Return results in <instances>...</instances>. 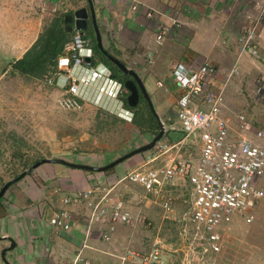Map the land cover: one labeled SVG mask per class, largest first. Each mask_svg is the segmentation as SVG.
<instances>
[{
  "label": "rangeland",
  "instance_id": "1",
  "mask_svg": "<svg viewBox=\"0 0 264 264\" xmlns=\"http://www.w3.org/2000/svg\"><path fill=\"white\" fill-rule=\"evenodd\" d=\"M61 1L0 0V155L4 152L3 147L12 143V133L16 131L26 138L31 153L37 151L46 154V157L71 160H86L90 157L91 164L101 165L100 162H109L155 137L150 130L141 133L133 127V111L122 105L120 95H117L118 83L109 79L91 83L84 87L88 101H84L79 108L69 109L61 105L60 97L63 93L58 87L49 85L45 80L26 82L19 76H12L8 71H1L5 65L32 46L43 28L44 15L47 11L59 8ZM258 2L264 6V0H253L250 3L255 7V12L259 11ZM82 3L85 4V0ZM152 35L145 40V44L147 57L156 58L153 60L154 64L152 60H146V65L135 63L133 66L142 73L141 77L162 120L170 123H166V132L169 135H164L163 142L171 145L178 139L179 133L170 129L179 120L174 109L178 90L166 84L172 78L173 63L182 59L187 48L185 44L169 38L165 39L163 45L159 44ZM119 45L112 48L105 38V47L130 64V59L124 55L126 53L120 51V48H125ZM89 46L91 47L90 44ZM237 47L236 57L238 52L241 54L238 43ZM134 54L135 51H131L130 55ZM242 55L238 63L239 73L231 77L226 85L227 74L222 73L218 62L212 61L219 68L216 88L223 86L225 89L229 107L225 108L227 113L245 111L257 126L264 128V54L260 57L248 53ZM150 65L158 73L144 75L146 71L143 66L148 68ZM157 78L165 81L166 86H158ZM252 110L253 114L250 112ZM99 111H102L100 116ZM161 149L163 148L157 143L144 154H137L138 156L118 164L116 169H120V178L128 172L130 166L145 163L148 158L160 153ZM177 152L184 156L189 154L188 150L175 147L148 166L164 163V160L167 162L171 153L176 155ZM7 153L10 154V151L0 157V186L2 180L9 181L13 177L10 167H13L14 161L5 162ZM15 188L17 186L13 190ZM172 189L177 194V210L174 215L176 220L165 218L160 205L146 196L141 187L128 180L117 185L116 191L125 201L134 220L127 225H118L112 241L105 245L106 251H111L109 256L112 260L107 261L109 264H142L138 259L127 258L129 251L135 250L142 254L150 251L156 244L163 250L161 264H264V197L252 207L254 218L251 222L245 216L235 214L222 228V247L220 251L214 252L205 250L206 243L200 238L201 233L197 235L193 228L186 233L184 222L179 219L178 211L186 208L191 198L190 183L187 179H176ZM6 243L7 241L0 240V249ZM0 264H7L2 258V251Z\"/></svg>",
  "mask_w": 264,
  "mask_h": 264
},
{
  "label": "built area",
  "instance_id": "2",
  "mask_svg": "<svg viewBox=\"0 0 264 264\" xmlns=\"http://www.w3.org/2000/svg\"><path fill=\"white\" fill-rule=\"evenodd\" d=\"M257 8L258 12L255 8L245 11V24L237 43L241 54L260 57L264 54V6L260 4ZM147 14L152 16L153 13ZM173 28L174 25L163 24L157 33V42L163 44ZM65 51L59 57V69L49 72L45 78L49 85H57L62 91L60 103L64 108H79L81 101H88L84 87L95 81L109 79L118 83V93L121 91L122 83L111 78V70L105 75L100 65L86 61L87 56L93 58L94 50L80 31L66 45ZM237 73L239 70L234 66L225 77V85ZM218 75L219 69L210 60L173 63L171 77L181 95L174 104L179 120L170 129L179 132L178 139L170 145L162 138L158 142L163 148L160 153L128 170L117 182L98 179L86 189L64 195L65 206L52 210L50 225L70 230L69 206L85 205L88 231L74 264H92L82 251L88 246L93 229L101 240L111 242L118 225L133 222L131 211L116 191L123 180L141 187L146 196L160 205L165 218L176 220L177 194L172 187L176 179H187L192 187L191 198L186 208L178 211L179 219L184 222L186 233L193 228L197 235L202 234L205 250H221L223 235L220 231L235 214L245 216L250 222L253 220L252 207L264 197V128L257 126L245 111L226 112L225 108L229 107L225 89L213 86ZM164 82L159 80L158 84L164 86ZM175 147L186 149L189 154L171 153L167 162L148 166ZM59 191L60 188L56 189ZM128 257L142 264H161L163 250L156 244L142 254L130 250Z\"/></svg>",
  "mask_w": 264,
  "mask_h": 264
},
{
  "label": "crops",
  "instance_id": "3",
  "mask_svg": "<svg viewBox=\"0 0 264 264\" xmlns=\"http://www.w3.org/2000/svg\"><path fill=\"white\" fill-rule=\"evenodd\" d=\"M94 1L104 44L106 38L112 48H117V44H120L119 47L123 46L125 50L120 48V51L126 53L123 54L130 59L131 63L128 65L131 67L135 63L146 65L148 60H152L154 64L153 60L156 58L147 57L145 40L153 34L157 41L160 27L170 24L174 28L166 38L185 44L187 48L180 61L201 63L215 60L223 74H228L234 66L239 70L238 63L243 55L238 52V56H235L237 39L245 24V11L255 8L250 5L253 0ZM149 11L153 13L152 16L147 14ZM131 51H135L132 56ZM143 67L146 71L144 75L158 73L151 65ZM138 72L142 75L140 70ZM217 81L218 78L213 82L215 88ZM166 85L180 91L172 78ZM250 112L253 114L254 111ZM89 158L67 160L91 164ZM45 164L10 186L0 201V240L7 241L4 248L12 244L11 239L16 243L15 248L7 252L11 264H74L76 256L83 249L88 231L85 205L69 206L72 213L70 230L50 225L52 210L65 206L62 198L69 192L86 189L98 179L115 183L120 178V169L116 168L109 174H93L61 163ZM134 167L135 165L130 166L129 170ZM14 186L17 188L13 190ZM59 188L60 191L56 192ZM92 231L88 246L82 251L83 256L91 259L92 264H109L107 261L112 260L111 251H106L105 245L110 242L101 240L94 229ZM3 247L0 251H3Z\"/></svg>",
  "mask_w": 264,
  "mask_h": 264
},
{
  "label": "trees",
  "instance_id": "4",
  "mask_svg": "<svg viewBox=\"0 0 264 264\" xmlns=\"http://www.w3.org/2000/svg\"><path fill=\"white\" fill-rule=\"evenodd\" d=\"M84 5L88 6V0H85V4L82 3V0H62L61 6L55 9V11H47L46 15H44L45 21L43 28L36 41L30 48L27 49L22 57L13 59L8 65H5L1 71H8V73L12 76H19L24 79V81L31 82L35 80H45L49 72L59 69V57L66 53V45L74 40L77 33V30L75 29L68 31V25L65 22L66 15L74 13L76 9ZM84 37L88 41L90 40L89 44L94 50L93 61L95 62V65L101 63L105 64L109 69H111L112 78L124 83V77L126 74L123 73V71L115 63L108 59L99 49L92 19H90L88 29L85 30ZM108 50L113 53L110 48H108ZM180 95L181 91L178 92L177 98ZM123 100L126 108L133 111L134 117L131 122L133 127L141 133H145V131L147 132V130H150L156 136L160 131L159 122L151 111L146 98L143 97L142 102L138 107H131L128 104L127 97H123ZM82 104H84V101H81V105ZM100 113H102V111H99V116ZM122 121L126 122L125 120ZM166 123L168 125L170 124L167 121ZM168 133L169 132L167 131L165 136L169 135ZM12 140V143L8 147H3L4 152L2 153L5 154L6 151H10V154L7 153L8 156L5 158V162L9 163L11 160L14 161L13 167H10L11 170H13L12 178L20 175L36 161L47 156L46 154L37 151H33V153H31L32 150H30L31 147L26 138L18 134L16 131L12 133ZM2 154L0 157H2ZM140 154H144V152ZM115 168L116 167L109 168L105 171V173H112L115 171ZM85 171L93 174L97 173L90 170ZM6 182L7 180H2L0 189Z\"/></svg>",
  "mask_w": 264,
  "mask_h": 264
},
{
  "label": "water",
  "instance_id": "5",
  "mask_svg": "<svg viewBox=\"0 0 264 264\" xmlns=\"http://www.w3.org/2000/svg\"><path fill=\"white\" fill-rule=\"evenodd\" d=\"M90 19H92L95 32H96V38L98 42V47L102 51L104 55L108 59H110L113 63H115L125 74L132 75L134 79H128L125 82V86L128 90H130V94L128 96V104L131 107H135L141 97V92L143 96L146 98L148 101V104L151 108V111L153 114L156 116L159 122L160 126V131L159 133L148 143H145L141 146L135 147L134 149L124 153L123 155H120L119 157L115 158L114 160L103 164V165H93V164H88V163H79V162H74V161H69L65 158L62 157H44L38 161H36L34 164H32L30 167L25 169L20 175L10 179L7 181L3 187L0 189V200L3 198L7 190L12 186L13 184L17 183L18 181L22 180L25 178L27 175L32 173L36 168L41 166L42 164L45 163H61L65 164L67 166L75 167V168H80V169H85V170H90V171H95V172H105L109 168L116 167L118 164L124 162L125 160L143 153L147 150L152 149L155 147V145L164 137L167 125L166 123L162 120V117L159 113V111L156 109L154 101L152 99L151 93L148 91L147 86L145 84V81L139 74V72L134 69L133 67H130L127 65L123 60H121L119 57L111 53L104 44L103 37H102V32L99 26L98 22V17H97V12H96V6H95V1L94 0H88V6H82L79 7L74 11V13H70L66 15L65 22L68 25V31L72 30H77L80 31L83 35L85 33V30L88 29L89 24H90ZM87 62H92V58L87 56L86 57ZM2 237L0 236V239ZM12 244L9 247H5L2 251V258L7 264H11L10 261L7 258V252L13 248H15L16 243L13 239Z\"/></svg>",
  "mask_w": 264,
  "mask_h": 264
},
{
  "label": "flooded vegetation",
  "instance_id": "6",
  "mask_svg": "<svg viewBox=\"0 0 264 264\" xmlns=\"http://www.w3.org/2000/svg\"><path fill=\"white\" fill-rule=\"evenodd\" d=\"M118 57V56H117ZM127 65L129 64L127 61H124ZM133 68L134 69H136L137 67H134L133 66ZM137 70V69H136ZM138 71V70H137ZM124 73V72H123ZM125 81H124V83H122V85H121V91L119 92V95H120V99L122 100V102H123V104H124V107H126L125 106V102H124V100H123V97H127V100H128V96H129V94L131 93L130 92V90H128L127 88H126V86H125V82H126V80H128V79H134V77L132 76V75H129V74H126L125 75ZM123 96V97H122ZM143 94H142V92H141V97H140V101H139V103L135 106V107H138L140 104H141V102H142V99H143Z\"/></svg>",
  "mask_w": 264,
  "mask_h": 264
},
{
  "label": "clouds",
  "instance_id": "7",
  "mask_svg": "<svg viewBox=\"0 0 264 264\" xmlns=\"http://www.w3.org/2000/svg\"><path fill=\"white\" fill-rule=\"evenodd\" d=\"M93 49V48H92ZM92 61H93V58H92ZM94 62V61H93ZM95 63V62H94ZM100 65V66H99ZM98 66L100 67V69L102 70V69H105V70H102V72H103V74H105V75H107V72H108V70H111V69H109L105 64H103V63H101V64H98ZM111 78H112V71H111ZM112 79H114V78H112ZM114 80H116V79H114ZM56 87H58L57 85H55ZM58 89L60 90V88L58 87ZM61 91V90H60ZM119 94V93H118ZM117 94V95H118ZM122 101V100H121ZM122 105L124 106V104H123V102H122Z\"/></svg>",
  "mask_w": 264,
  "mask_h": 264
}]
</instances>
